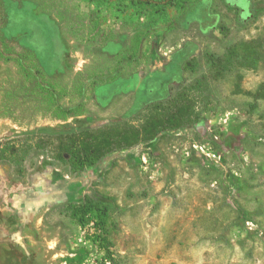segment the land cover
Listing matches in <instances>:
<instances>
[{"label": "rangeland", "instance_id": "374dc122", "mask_svg": "<svg viewBox=\"0 0 264 264\" xmlns=\"http://www.w3.org/2000/svg\"><path fill=\"white\" fill-rule=\"evenodd\" d=\"M1 2L0 143L42 126L138 123L182 81L200 82L202 121L75 174L50 163V147L26 157L21 181L0 164V264H101V221L120 264H264V101L251 108L235 92L238 74L244 90L264 82V0L246 13L225 0ZM247 40L257 68L225 63ZM22 47L79 115L56 119L53 102L21 96L28 85L12 57ZM88 200L80 217L74 205Z\"/></svg>", "mask_w": 264, "mask_h": 264}, {"label": "trees", "instance_id": "16d2710c", "mask_svg": "<svg viewBox=\"0 0 264 264\" xmlns=\"http://www.w3.org/2000/svg\"><path fill=\"white\" fill-rule=\"evenodd\" d=\"M0 5L2 2L0 0ZM3 22H7V15L4 12ZM5 39V37H2ZM136 41L132 42L129 50L130 55H124L128 60L135 58L137 50ZM23 54L12 57L21 70V84H27L28 90L21 93V96H33L43 98L48 104L53 102L47 111L52 112L56 119L66 120L69 117L80 114L76 107H67L59 103L57 92L48 83V75L39 64L36 55L31 49L22 47ZM224 62L235 64L241 68L256 69L260 54L252 40L244 41L239 49L232 47L224 53ZM121 55H112L117 59ZM6 60L11 59L5 57ZM214 66L220 67L222 61L212 59ZM238 81L235 83V92L250 96L251 108H255L258 101H264V82H261L252 90H244L240 87L241 75H237ZM200 82L195 84H185L183 81L177 85L169 87L166 95L158 101L151 103L138 115V123L128 121H111L99 127L84 125L65 124L60 127L42 126L27 132H20L13 137H7L0 143V164L11 170L15 175H11L13 180L23 179L24 160L27 156H33L37 150H45L50 147L52 150L51 161L53 165L63 166L69 173H77L95 165L109 155L133 148L140 143H150L159 135L168 132H176L186 127H194L202 120L197 110V91ZM63 94V93H61ZM63 95H66L64 92ZM200 119V120H199ZM20 137H22L20 139ZM90 200L81 206H75V213L80 217H85L90 210ZM78 208V209H77ZM97 211L100 217H105L106 207H99ZM81 220H83L81 218ZM102 222V223H101ZM97 225L99 232L93 237V242L103 251L101 264H120L119 259L110 249V241L106 236L102 225L103 221Z\"/></svg>", "mask_w": 264, "mask_h": 264}, {"label": "flooded vegetation", "instance_id": "af4514ba", "mask_svg": "<svg viewBox=\"0 0 264 264\" xmlns=\"http://www.w3.org/2000/svg\"><path fill=\"white\" fill-rule=\"evenodd\" d=\"M227 3H231V1H234L232 4L234 6H237L240 8L242 13L249 12V6H250V0H241L238 2V0H225Z\"/></svg>", "mask_w": 264, "mask_h": 264}]
</instances>
